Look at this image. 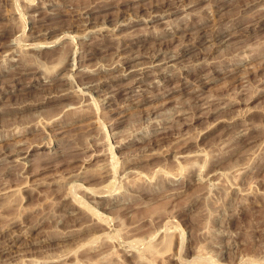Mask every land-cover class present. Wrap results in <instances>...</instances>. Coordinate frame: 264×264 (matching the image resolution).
<instances>
[{
  "label": "rangeland",
  "instance_id": "374dc122",
  "mask_svg": "<svg viewBox=\"0 0 264 264\" xmlns=\"http://www.w3.org/2000/svg\"><path fill=\"white\" fill-rule=\"evenodd\" d=\"M262 20L264 0H0V264H264Z\"/></svg>",
  "mask_w": 264,
  "mask_h": 264
},
{
  "label": "bare ground",
  "instance_id": "6f19581e",
  "mask_svg": "<svg viewBox=\"0 0 264 264\" xmlns=\"http://www.w3.org/2000/svg\"><path fill=\"white\" fill-rule=\"evenodd\" d=\"M175 2H170V3H167L168 5V10L169 9H174V8H177L178 6L176 5L177 3H175ZM226 3H224L223 5H225ZM192 6V5H191ZM97 8V7H96ZM101 8V7H100ZM105 8V7H104ZM98 9V8H97ZM100 10V9H99ZM168 10H167V12H168ZM220 10H222V9H220ZM219 10V11H220ZM81 11V10H80ZM92 11H93V9L91 10V8H87L84 12H83V10H82V12H76V13H74V14H72L73 16L74 15H78V16H76V17H84L85 19L86 18H88L87 20H89V18L91 19L92 18V15H91V13H92ZM96 11V10H95ZM177 10H175V11H170V12H176ZM55 12V11H54ZM166 12V11H165ZM55 14H61L60 12H56ZM87 14V15H86ZM151 16V15H150ZM149 16V17H150ZM158 15H156L155 14V17H157ZM161 16H163V14L161 15ZM45 17H47V18H49L50 17V15L49 16H45ZM44 17V18H45ZM42 18V17H41ZM81 18V19H82ZM152 18V17H151ZM153 18H154V16H153ZM155 19V18H154ZM156 19H158V18H156ZM47 21L49 20V19H46ZM79 20V19H78ZM43 21H44V19H43ZM83 21V20H82ZM147 21V20H146ZM50 23H52L53 21L51 20V21H49ZM90 22V21H89ZM58 23V22H57ZM84 23V22H83ZM125 24V23H124ZM130 24V23H129ZM236 23L234 22V26H236L235 25ZM51 25V24H50ZM56 25V24H55ZM54 25V26H55ZM179 25V24H178ZM260 25H261V27H263L264 26V20H262V21H260ZM53 26V27H54ZM59 26V25H58ZM58 26H55V28L56 27H58ZM256 26H258V25H256ZM51 28H52V25H51ZM192 28V26H189V27H182L181 25H179L178 26V28H176V29H174L173 30V32H177L179 29H184V34L185 35H188V34H190V32H188L190 29ZM48 29H50V28H48ZM54 29V28H53ZM100 32V31H99ZM102 34H103V32H102ZM104 34H106V35H109V34H107V33H104ZM220 33H218V34H215L214 36L216 37V36H218ZM105 35V36H106ZM104 36V37H105ZM193 39V41L194 42H196V43H199L200 41H204V40H206V39H194V38H192ZM238 40H241V39H238ZM99 41H100V44H103V43H105V39L104 38H100L99 39ZM185 41V40H184ZM184 41H182V42H180L179 44H181V45H179V49H177V50H174V54L173 55H171V56H168V60L169 61H172V60H174V59H177V58H180V56L182 55V54H184V52H186L187 50H185V49H188L187 48V46H189V43H186V42H184ZM192 41V40H191ZM188 42V41H187ZM107 44V43H106ZM134 45L135 44H133V43H129L128 45H126V46H124V44H122V43H120L119 41H118V43H117V45H113V44H108L106 47L104 46V48H110V47H112V49L113 48H115L116 50H115V53L117 52V55H120L121 56V59L123 58V61H121V59H120V61L121 62H123L124 64H123V67H126V68H128V66H126L129 62H134L133 60H135V59H139V58H142V57H144V56H148L147 54H145L143 51H134V50H132L133 48H134ZM97 46V45H96ZM95 46V47H96ZM94 48V47H93ZM93 48H91V49H93ZM97 49H100V48H97ZM97 49H95L94 48V51L95 50H97ZM103 49V48H102ZM160 50V49H159ZM158 50V51H159ZM168 50V49H167ZM166 51V50H165ZM88 52H90V51H88ZM114 53V52H113ZM156 54V53H155ZM157 55V54H156ZM150 56V55H149ZM86 58H87V54H86ZM88 58H90V57H88ZM87 58V59H88ZM156 58V57H155ZM154 58V59H155ZM13 59V58H12ZM118 59V60H119ZM151 59V58H150ZM153 59V60H154ZM83 60V59H82ZM119 61V62H120ZM137 62H138V60H136ZM152 61V60H151ZM150 61V62H151ZM155 61V60H154ZM20 62V61H19ZM75 62V61H74ZM76 63V62H75ZM74 63V64H75ZM135 63L136 62H134L133 63V66L135 65ZM141 63H143V62H140V64ZM160 63V62H159ZM162 63V62H161ZM177 63H179L178 61L177 62H173L171 65H168V66H178V64ZM34 63H27V62H24L23 61V63H22V67L23 68H21V69H23L22 71H20L22 74H20V75H24V74H27V73H29V72H32V70L31 69H33V67L35 68V69H37V70H39V71H43V70H45V68L43 69L41 66H36V63H35V65H33ZM117 64V63H116ZM120 64V63H119ZM132 64V63H131ZM139 64V62H138V65H140ZM144 64V63H143ZM143 64L141 65V67H140V69L142 68V69H144L143 70V72H141L142 73V75H141V77H138L137 76V78H134L135 80L137 79V81L134 83L135 85H133V84H131V85H128V86H126L127 87V89H130V90H127V91H125L126 93L127 92H130V91H134V90H136V88L138 87H136V83H138V85H139V87L140 86H142V84H143V82H142V84L140 85L139 84V82H141V81H143V79H145L148 75L146 74V71H145V69H146V67H148L149 66V64H147V65H145L144 64V66H143ZM158 64V63H157ZM177 64V65H176ZM19 65V64H18ZM125 65V66H124ZM136 65H137V63H136ZM137 65V66H138ZM152 65H154V64H152ZM188 65V64H187ZM75 66V65H74ZM74 66H73V68H74ZM79 66V65H78ZM118 66V65H117ZM121 66V65H120ZM132 66V65H131ZM130 66V67H131ZM181 66H183V65H181ZM139 67V66H138ZM152 67V66H151ZM78 68H80V67H78ZM77 68V69H78ZM132 68V67H131ZM134 68H136V66H134L133 68H132V70L130 71V70H128V71H130L129 73H131L132 72V74H133V72H135V70H137V69H134ZM150 68V67H149ZM168 68H170V67H168ZM182 68V67H181ZM187 68H189L188 66H187ZM90 69V68H89ZM97 69V68H96ZM99 69V68H98ZM173 69V68H172ZM183 69H185L184 67H183ZM70 70V69H69ZM73 70V69H72ZM103 70V69H102ZM187 70V69H186ZM194 70H199V69H194ZM99 71V70H98ZM139 71V70H138ZM151 71V70H150ZM151 72H155L154 70H152ZM181 72V71H180ZM19 73V72H18ZM45 73V72H44ZM89 73V72H88ZM127 74V73H126ZM135 74V73H134ZM178 74V72H173V73H170L169 72V70H167V71H165V72H160V73H158V75H157V77H159L160 79H158V80H154V84H157V83H160V84H163V83H165V81L167 80H171L172 78H175L176 77V75ZM122 75V74H121ZM124 75V74H123ZM22 77V76H21ZM20 77V78H21ZM208 77H210V76H208ZM68 78V77H67ZM122 78V77H121ZM216 77H210L209 78V80L207 79V81L206 82H210V81H213L214 79H215ZM19 79V78H18ZM161 79H163L162 81H161ZM67 80V79H66ZM68 80H69V78H68ZM202 80V79H201ZM46 81V80H45ZM73 81V80H72ZM42 82V81H41ZM49 82V81H48ZM47 82V83H48ZM52 82V81H51ZM55 81H53L52 83H54ZM92 83H87L88 85L87 86H89V87H93V86H95V83H93V81H91ZM42 83H44V82H42ZM67 83H68V81H67ZM70 83H71V81H70ZM132 83V82H131ZM202 83V82H201ZM49 84V83H48ZM51 84V83H50ZM49 84V85H50ZM96 84H98V82L96 83ZM159 84V85H160ZM54 85V84H53ZM145 85V84H144ZM143 85V86H144ZM148 85V84H147ZM158 85V84H157ZM70 86V85H69ZM77 86V85H76ZM79 86V85H78ZM123 86V85H122ZM140 87L141 88V90H145L146 88H144V87ZM152 86V85H151ZM154 86V85H153ZM71 87H73V86H71ZM126 87H121V86H117V88L116 89H118V91H122V89H126ZM136 87V88H135ZM150 87V86H149ZM148 87V89H150ZM98 88V87H97ZM60 89H62V88H60ZM72 90V89H71ZM70 90V91H71ZM78 90H80V89H78ZM54 91V90H53ZM53 91H52V94H53ZM118 91H114V92H116V93H118ZM60 91H58V93H59ZM62 92H64L65 93V91H62ZM123 92V91H122ZM141 92H143V91H141ZM149 92H150V90H149ZM50 93H51V91H50ZM57 93V92H56ZM58 93H57V95H58ZM83 93V92H82ZM116 93H113V95L115 94L116 95ZM125 93V94H126ZM140 93V92H139ZM54 94H55V92H54ZM84 95H85V93H83ZM129 94V93H128ZM143 94H144V92H143ZM142 94V95H143ZM50 95V94H49ZM89 95V94H88ZM131 95V94H130ZM3 96V95H2ZM59 96V95H58ZM158 96V95H157ZM57 97V96H56ZM116 97H118L117 95H116ZM147 97V96H146ZM49 98V97H48ZM51 98V97H50ZM49 98V99H50ZM120 98H121V96H120ZM124 98V97H123ZM143 98V97H142ZM154 98V97H153ZM117 100H118V98H116ZM141 100V99H140ZM150 100V99H149ZM106 131H107V129H106ZM108 133V132H107ZM110 143V142H109ZM33 147V146H32ZM40 147V146H39ZM2 152V151H1ZM5 153V152H4ZM29 154V153H28ZM12 154H8L7 156H11ZM13 160V159H12ZM12 239H14V238H12ZM15 245H17V242L15 243ZM8 243H3V244H1L0 245V250H8L9 248H8ZM14 246V245H13ZM46 260H48V259H46ZM51 260V259H50ZM42 262V261H41Z\"/></svg>",
  "mask_w": 264,
  "mask_h": 264
}]
</instances>
